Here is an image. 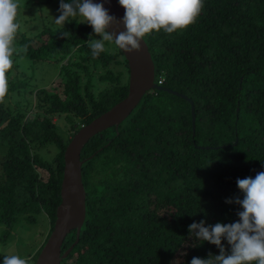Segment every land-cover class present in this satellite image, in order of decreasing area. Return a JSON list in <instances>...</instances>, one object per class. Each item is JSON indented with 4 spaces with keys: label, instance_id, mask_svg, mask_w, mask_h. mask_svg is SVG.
<instances>
[{
    "label": "trees",
    "instance_id": "trees-1",
    "mask_svg": "<svg viewBox=\"0 0 264 264\" xmlns=\"http://www.w3.org/2000/svg\"><path fill=\"white\" fill-rule=\"evenodd\" d=\"M32 1L23 0L18 7L19 28L22 10L31 9ZM43 2L54 3L60 15V0ZM69 20L40 31L21 30L18 44L28 45L22 56L67 59L60 65L63 86L40 88L27 119L23 110H6L8 121L0 127V222L9 229L23 219L46 227L33 262L60 203L68 141L80 126L122 99L128 87V81H121L122 70L107 68L99 74L106 86L97 98L93 95L89 62L96 66L100 60L106 66L122 55L128 69L127 62L114 41L108 44L115 52L104 50L93 58L87 42L96 36L93 28ZM63 31L70 35L64 37ZM45 32L47 40L31 46L34 36ZM144 40L155 82L161 77L160 85L186 97L151 89L117 128L108 127L84 144L85 219L61 264H173L181 250L184 258L178 264L217 256L220 249L190 236L188 226L238 222L237 212L243 209L226 200L243 199L237 179L264 171V0H203L194 24L171 34L153 31ZM15 85H25V80ZM54 116L68 123L66 138ZM38 168L47 171L46 180ZM75 237L74 229L62 251ZM222 245L230 254L226 239Z\"/></svg>",
    "mask_w": 264,
    "mask_h": 264
},
{
    "label": "clouds",
    "instance_id": "clouds-1",
    "mask_svg": "<svg viewBox=\"0 0 264 264\" xmlns=\"http://www.w3.org/2000/svg\"><path fill=\"white\" fill-rule=\"evenodd\" d=\"M126 10L122 21L118 22L109 15L102 3L93 0H60L56 24L71 22L69 18L82 17L80 23H87L100 39H89L88 47L93 58L105 50V42H113L124 53L140 50L142 38L161 29L165 33L184 30L195 23L199 16L203 0H118ZM18 0H0V103L8 92L7 73L13 67V53L27 52L28 45L14 46L19 24L16 22ZM123 23L125 31H117ZM112 28V31L109 29ZM62 35L68 37L69 32ZM243 199L226 200V203L240 205L238 222L205 226L204 221L193 222L188 226L190 236L200 241H207L220 249V254L208 259L194 257L190 264H264V171L254 178L237 179ZM226 239L231 246V253L226 254L222 245ZM3 264H26L18 255H5Z\"/></svg>",
    "mask_w": 264,
    "mask_h": 264
},
{
    "label": "rangeland",
    "instance_id": "rangeland-1",
    "mask_svg": "<svg viewBox=\"0 0 264 264\" xmlns=\"http://www.w3.org/2000/svg\"><path fill=\"white\" fill-rule=\"evenodd\" d=\"M23 0H18L19 5L22 4ZM33 2V1H32ZM32 8L26 11L31 12L26 14L25 10L22 13L25 15V19L21 18L23 24L20 23V28L18 29L16 41H14V46L20 48L21 45L18 41L21 37V30H26V33H30L33 29L34 31H40L46 25L50 23L54 26H60L61 24L55 23V18H58L55 14V4H46L43 0H34L32 3ZM40 11V12H39ZM48 15V16H46ZM77 20H83L82 17H75ZM45 22L44 26L40 22ZM16 22L18 19L16 18ZM27 28V29H26ZM48 38V34L45 32L41 35H35L31 41V46L37 47L41 43L45 42ZM94 39H100L99 36L92 37ZM105 42V51L111 54L114 51L113 47ZM13 67L7 73L8 78V92L2 103L3 108H0V127H2L9 118L6 110H11L15 113L16 110L25 111L26 119L29 116H33L32 107L36 101V93L40 88L53 89L54 87L63 86V78L60 65L65 63L67 59L61 60V62L56 61L55 58H46L44 61L30 60L22 56L19 53L13 54ZM122 55H118L115 60L109 62L108 65L103 66L99 60L96 66L89 62L90 71L93 73L91 91L93 95L97 98L98 93L106 86V81H101L99 79V74L106 72L107 68L113 71L122 70L121 81L124 83L128 81V69L123 65ZM120 61V63L118 62ZM78 70V69H76ZM80 71V70H79ZM82 74V71H80ZM25 80V85H15L20 80ZM86 77H82V83L86 82ZM57 125L63 129V134L65 138L69 136L70 131L69 125L62 117L54 116L52 119ZM54 153V150L50 151ZM1 148H0V159H1ZM39 175L42 179L46 180L48 173L42 168H38ZM1 173V169H0ZM41 223H29L25 219L17 223L12 229L0 222V264H3V257L5 255H18L20 258L27 259V264H34L32 258L36 253L37 249L43 242L46 235V227L43 228ZM9 230V234L6 232ZM184 258V250L179 251L174 256L172 262L173 264L180 263ZM72 261V260H70ZM69 261V262H70Z\"/></svg>",
    "mask_w": 264,
    "mask_h": 264
},
{
    "label": "water",
    "instance_id": "water-1",
    "mask_svg": "<svg viewBox=\"0 0 264 264\" xmlns=\"http://www.w3.org/2000/svg\"><path fill=\"white\" fill-rule=\"evenodd\" d=\"M93 3H102L108 10L109 15L114 16L118 22L122 21L125 15L126 10L119 4L118 0H93ZM112 30V28L109 29V31ZM125 30V26L121 22L117 31ZM140 44L141 47L138 52L124 53L121 50L127 62L129 73L126 95L90 122L80 126L64 149L60 203L56 207L55 220L51 231L40 248L34 264H61L78 241L86 211V193L81 173V167L85 159L80 157L84 144L93 135L108 127L114 126L117 128L151 89L164 90L183 98L186 97L177 90L158 85L155 82V66L144 38H142ZM190 104L192 128L194 130L195 113L191 100ZM74 229L75 240L62 251L61 247L66 236Z\"/></svg>",
    "mask_w": 264,
    "mask_h": 264
},
{
    "label": "built area",
    "instance_id": "built-area-1",
    "mask_svg": "<svg viewBox=\"0 0 264 264\" xmlns=\"http://www.w3.org/2000/svg\"><path fill=\"white\" fill-rule=\"evenodd\" d=\"M163 79L161 77H159V79L157 80V84L160 85L162 83Z\"/></svg>",
    "mask_w": 264,
    "mask_h": 264
}]
</instances>
